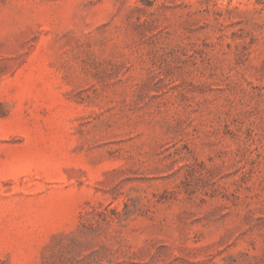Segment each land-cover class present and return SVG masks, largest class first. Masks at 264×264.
<instances>
[{"label": "rangeland", "instance_id": "1", "mask_svg": "<svg viewBox=\"0 0 264 264\" xmlns=\"http://www.w3.org/2000/svg\"><path fill=\"white\" fill-rule=\"evenodd\" d=\"M0 264H264V0H0Z\"/></svg>", "mask_w": 264, "mask_h": 264}]
</instances>
